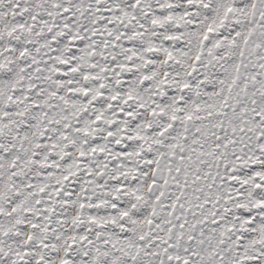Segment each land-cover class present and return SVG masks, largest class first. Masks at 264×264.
Returning a JSON list of instances; mask_svg holds the SVG:
<instances>
[{"label": "snow or ice", "instance_id": "6c2138e0", "mask_svg": "<svg viewBox=\"0 0 264 264\" xmlns=\"http://www.w3.org/2000/svg\"><path fill=\"white\" fill-rule=\"evenodd\" d=\"M0 264H264V0H0Z\"/></svg>", "mask_w": 264, "mask_h": 264}]
</instances>
